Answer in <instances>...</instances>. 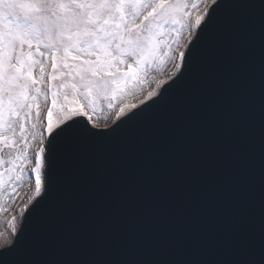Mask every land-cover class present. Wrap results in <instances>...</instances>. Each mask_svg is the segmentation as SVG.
I'll list each match as a JSON object with an SVG mask.
<instances>
[{
  "label": "snow or ice",
  "instance_id": "obj_1",
  "mask_svg": "<svg viewBox=\"0 0 264 264\" xmlns=\"http://www.w3.org/2000/svg\"><path fill=\"white\" fill-rule=\"evenodd\" d=\"M22 188L0 264H264V0H0V214Z\"/></svg>",
  "mask_w": 264,
  "mask_h": 264
},
{
  "label": "water",
  "instance_id": "obj_2",
  "mask_svg": "<svg viewBox=\"0 0 264 264\" xmlns=\"http://www.w3.org/2000/svg\"><path fill=\"white\" fill-rule=\"evenodd\" d=\"M237 2L259 4L260 0H237ZM238 11L239 10H233L234 13ZM247 12L255 22L252 39L254 46L258 51L260 43L259 9H248ZM182 110L183 107L181 105H177L173 111L179 112ZM171 126L172 121L168 120L167 118H162L157 125H153L150 122L145 123L125 140L108 147H97L91 149V151L106 162H110L112 160H125L129 158L148 160L150 159L151 154L144 151L143 142L146 139L151 138L153 144L155 145L161 138L162 130ZM103 130L107 131V129ZM212 180L213 177L208 176L203 178L199 184H193L190 188L184 184H177L173 190L161 189L158 193H153L151 190H144L143 195L145 199H154L158 201L161 210L168 211L177 207L180 200L187 197L192 201V211L197 212L199 210L198 201L201 188L203 185L212 183Z\"/></svg>",
  "mask_w": 264,
  "mask_h": 264
},
{
  "label": "bare ground",
  "instance_id": "obj_3",
  "mask_svg": "<svg viewBox=\"0 0 264 264\" xmlns=\"http://www.w3.org/2000/svg\"><path fill=\"white\" fill-rule=\"evenodd\" d=\"M30 195H31V190L30 189L22 188L20 190V198L16 202L15 206H13L11 200H9V202L5 205V207H8L10 210L8 212L0 214V219L5 221L4 224H0V228H1L0 230H3L7 219H10L12 215H17L18 216V213H17L16 209L19 208L23 203H26L27 199H28V196H30Z\"/></svg>",
  "mask_w": 264,
  "mask_h": 264
},
{
  "label": "rangeland",
  "instance_id": "obj_4",
  "mask_svg": "<svg viewBox=\"0 0 264 264\" xmlns=\"http://www.w3.org/2000/svg\"><path fill=\"white\" fill-rule=\"evenodd\" d=\"M18 218H19V217H18ZM6 228H7V224H5V225H4V228H3V230H4V229H6ZM0 229H1V228H0Z\"/></svg>",
  "mask_w": 264,
  "mask_h": 264
}]
</instances>
